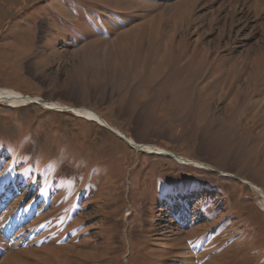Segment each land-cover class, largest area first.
<instances>
[{"label": "rangeland", "instance_id": "rangeland-1", "mask_svg": "<svg viewBox=\"0 0 264 264\" xmlns=\"http://www.w3.org/2000/svg\"><path fill=\"white\" fill-rule=\"evenodd\" d=\"M0 88L211 166L0 101V264H264V0H0Z\"/></svg>", "mask_w": 264, "mask_h": 264}, {"label": "bare ground", "instance_id": "bare-ground-1", "mask_svg": "<svg viewBox=\"0 0 264 264\" xmlns=\"http://www.w3.org/2000/svg\"><path fill=\"white\" fill-rule=\"evenodd\" d=\"M0 101L11 102V105L13 107H15V108L19 107V106H26V105H29L31 103H35L36 102V103L41 104L42 106H44L47 109L56 110V111H63V112H68L69 111V112L73 113L74 115H76L78 117H81V118H84V119H86L88 121L98 122L99 124H101L102 126H105L106 128L107 127H111V125L106 121V119H103L98 113L94 112V110H92V109H90L88 107H84V106H69V105L65 106L62 103L57 102V101H55V102L45 101V100L43 101L39 97L27 96V95L15 90V89H12V88H4V89L0 88ZM112 129H115V132L118 133L119 135L125 136V134H123L122 131H119L116 128H112ZM126 138H128V140L131 143L140 146V148L142 149L140 151H143V152H146V153H150V154H154V153H157V154H168V152L165 151L166 149L164 150L163 148L157 147V145L154 146L155 144L152 145V144L147 143V142H144V143H140L139 142L138 143L132 137H126ZM130 146L132 148H134L132 145H130ZM175 158L177 160H180L181 163L183 162V163H186V164H193L194 166H197V167L202 168V169L211 168V166H209L208 164H205L204 162L203 163L199 162L197 160L185 159V158L177 156V155H176ZM249 183L251 185L250 187L254 188L258 192H260L261 195L264 196V191H263V189L261 187L255 185L252 182H249ZM261 202H263L262 205H263V208H264V201H261ZM261 202H260V204H261Z\"/></svg>", "mask_w": 264, "mask_h": 264}, {"label": "water", "instance_id": "water-1", "mask_svg": "<svg viewBox=\"0 0 264 264\" xmlns=\"http://www.w3.org/2000/svg\"><path fill=\"white\" fill-rule=\"evenodd\" d=\"M108 128L115 132V130H113L111 127H108ZM117 134H118V133H117ZM118 135H119V134H118ZM119 136H120L122 139H124L129 145H132L135 149L142 150V149L140 148V146L131 143V142L128 140V138H126L125 136H123V135H119ZM167 155H169V156H171V157H174V158L176 157L175 154L170 153V152H168Z\"/></svg>", "mask_w": 264, "mask_h": 264}, {"label": "crops", "instance_id": "crops-1", "mask_svg": "<svg viewBox=\"0 0 264 264\" xmlns=\"http://www.w3.org/2000/svg\"><path fill=\"white\" fill-rule=\"evenodd\" d=\"M51 102H55V101H51ZM58 102V101H57ZM61 103V102H60ZM91 109V108H90ZM97 113V112H96Z\"/></svg>", "mask_w": 264, "mask_h": 264}]
</instances>
